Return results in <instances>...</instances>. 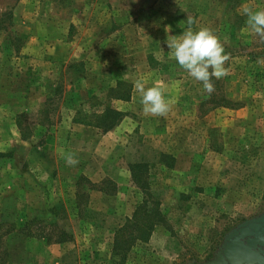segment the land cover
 <instances>
[{
	"label": "rangeland",
	"instance_id": "obj_1",
	"mask_svg": "<svg viewBox=\"0 0 264 264\" xmlns=\"http://www.w3.org/2000/svg\"><path fill=\"white\" fill-rule=\"evenodd\" d=\"M245 7L264 0H0V264L204 262L264 211V43ZM187 17L231 54L211 95L169 54ZM138 79L163 83L167 115L144 113Z\"/></svg>",
	"mask_w": 264,
	"mask_h": 264
},
{
	"label": "clouds",
	"instance_id": "obj_2",
	"mask_svg": "<svg viewBox=\"0 0 264 264\" xmlns=\"http://www.w3.org/2000/svg\"><path fill=\"white\" fill-rule=\"evenodd\" d=\"M243 15L246 16L247 30L264 43V9L254 11L252 7H245ZM186 21L187 28L182 35L168 36L166 43L169 54L190 77L202 82L204 91L211 95L215 91L213 78L219 80L229 75V68L225 65L231 59V54L225 51L219 36L211 28L194 30L196 19L187 17ZM256 63L264 66V56L258 57ZM134 87L140 94L144 113L163 117L171 110L172 102L166 98L162 82L146 88V82L138 79ZM64 159L69 165L79 163L70 152L64 154Z\"/></svg>",
	"mask_w": 264,
	"mask_h": 264
},
{
	"label": "water",
	"instance_id": "obj_3",
	"mask_svg": "<svg viewBox=\"0 0 264 264\" xmlns=\"http://www.w3.org/2000/svg\"><path fill=\"white\" fill-rule=\"evenodd\" d=\"M189 264H264V211L228 230L212 258Z\"/></svg>",
	"mask_w": 264,
	"mask_h": 264
},
{
	"label": "trees",
	"instance_id": "obj_4",
	"mask_svg": "<svg viewBox=\"0 0 264 264\" xmlns=\"http://www.w3.org/2000/svg\"><path fill=\"white\" fill-rule=\"evenodd\" d=\"M106 111H107V113H105L104 116H102L103 117L102 118V121L103 120H107V121H104V122H106V125H105L104 129H108V128L112 127L115 124V122L118 120L119 116H120L119 115L120 112L117 111V110H115V109H113V108L112 109H107ZM101 123H103V122H101ZM141 207H144L142 209L145 210V212H146L145 214L146 215L149 214V212L152 210V208L146 209L145 206H143L142 204H141ZM156 223H157L156 220H154V221L153 220H151V221L148 220V223H147V229H148V231H147V233L148 232L150 233L151 228H153ZM147 237H148V235H147ZM141 238H142V240H145L146 234L145 235H142Z\"/></svg>",
	"mask_w": 264,
	"mask_h": 264
}]
</instances>
